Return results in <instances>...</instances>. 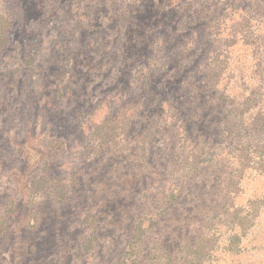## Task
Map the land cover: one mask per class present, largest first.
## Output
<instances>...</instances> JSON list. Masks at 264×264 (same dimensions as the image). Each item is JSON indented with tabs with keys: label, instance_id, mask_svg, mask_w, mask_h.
Masks as SVG:
<instances>
[{
	"label": "rangeland",
	"instance_id": "rangeland-1",
	"mask_svg": "<svg viewBox=\"0 0 264 264\" xmlns=\"http://www.w3.org/2000/svg\"><path fill=\"white\" fill-rule=\"evenodd\" d=\"M1 18L0 264H264V101L215 148L194 120L225 51L264 100V0H0Z\"/></svg>",
	"mask_w": 264,
	"mask_h": 264
},
{
	"label": "trees",
	"instance_id": "trees-1",
	"mask_svg": "<svg viewBox=\"0 0 264 264\" xmlns=\"http://www.w3.org/2000/svg\"><path fill=\"white\" fill-rule=\"evenodd\" d=\"M231 5H234V2H231ZM237 19L238 20H236L235 24H231L236 28H233V32L231 35L229 34V37L235 40L233 43L244 41L242 40L243 38L241 36V29L238 31L240 25L239 20H242V17H238ZM0 23H2V18L0 19ZM246 45L247 44L244 43L241 46ZM230 46H232V44L229 45L228 48ZM229 52L230 51H225L226 56L221 63L216 64L217 60L212 59L207 67V70L209 69V74H206L205 77L201 80V83L203 85L209 86L211 93L208 97V100L204 102L205 104L203 103V100L205 98L204 95H201V97H199V100L197 99L196 101L197 108L195 110L194 120L198 122L197 137L201 143L200 145L203 147L212 145L215 148L217 145H220L215 143L214 141L213 143H210L211 139H214V134H218L219 137H223L222 135L226 133H236V130L232 128V126L234 125H232L230 121L235 118L233 116V112H237L239 109L240 117L248 113L249 111L257 109L258 115L255 117L256 120L263 119L260 118V107L262 101L264 100L261 99V96L256 95L254 92H248L249 84L247 83L249 82H247V78L241 76L242 68H240V66L237 68V70L235 68L234 71L230 72L227 63L229 61V57H227L229 55ZM256 66L260 67V64L257 63ZM255 73V71L252 73L254 80L256 78ZM257 73H259L258 70ZM259 83V86L256 88L258 93L264 91V79L262 80L259 78ZM245 85L246 90H242V87H244ZM238 90L241 91L239 92ZM215 110H217L216 114H221V120L219 118H216L218 116L214 115L212 119L216 118V122L206 123L204 120L206 112H212ZM255 118L253 119V121H255ZM205 123L207 127H209L208 124L212 125L208 128H211L209 133L205 132L204 130ZM227 125H229L230 127H228ZM221 128H223V130L219 131V129ZM237 133L239 134V131ZM194 244L196 245V243ZM192 255L193 253L188 252L184 255H182L181 253H169L168 260L170 261V263L171 261L176 260L178 261L177 264H190V262L193 260Z\"/></svg>",
	"mask_w": 264,
	"mask_h": 264
}]
</instances>
